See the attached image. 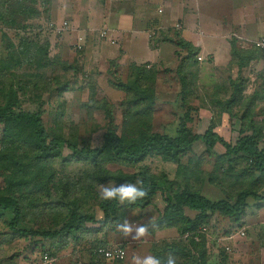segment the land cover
<instances>
[{"label":"rangeland","instance_id":"374dc122","mask_svg":"<svg viewBox=\"0 0 264 264\" xmlns=\"http://www.w3.org/2000/svg\"><path fill=\"white\" fill-rule=\"evenodd\" d=\"M201 2L204 1H198L200 6L198 12L193 13L197 21L202 19L203 15L210 16L211 13L204 14ZM159 5L157 0L121 3L122 9L131 13L135 29H143L138 25L142 23L143 17L157 16ZM13 10L16 14L19 11L17 16L19 19L12 23V19L7 17L5 22L0 23V103L9 83L12 82L14 89L18 91L23 110L30 112L41 110L44 126L51 134L58 133L79 147L101 146L103 133L111 127L103 110L104 107L111 113L113 126L118 134L122 126H125L140 127L151 133L172 137L175 135L176 128L185 113L181 107L184 93H182L180 77L177 73L180 59L185 56V51H179L175 47L179 53L173 56L172 53L175 50L173 46L159 44V48L155 47L158 48L155 52L147 54L144 38L129 44L128 53L132 58L151 60L152 63V59L161 58L165 65L154 62L159 69V74L152 85L145 86L150 91L148 97L144 98L138 109L128 111L125 105L128 97L112 86L116 81H127L128 63L123 65L114 63L112 66L109 61L104 60L103 53L106 54L103 52L104 39L99 37L103 30L113 28L109 16L116 10L114 2L109 3V0H22L18 8L13 6ZM214 15L216 18L213 21H217L213 25H222L221 18L227 17L228 12L219 11ZM14 17L16 18V15ZM123 21L122 25L126 24ZM64 23L66 29L63 28ZM183 23L185 25V22ZM175 26L176 24L170 26L171 30L174 31ZM166 27L169 28L168 25ZM222 27L227 28L228 25H222ZM171 34L161 36L160 39L164 37L173 39ZM79 38L82 39V47L77 50ZM115 38L118 39L114 40L115 44L120 43V38L122 43L129 41V36L122 35ZM49 59H55L56 62L52 64ZM199 59L197 55L184 64L189 106L198 109L191 114L194 129L196 133L203 134L205 129L213 123L214 132L225 136L228 142H234L241 128V117L249 116L253 127L258 126L255 122H258L264 114L261 106L263 100L258 95L253 97V93L248 94V83L243 75L237 72L230 77L233 79L230 84L225 79L218 85L217 91H209L198 81ZM67 66H76L78 69L74 72ZM110 68L111 71H116L115 74L108 73ZM262 85L263 82L261 85L257 84L256 90L261 91ZM62 86H66L64 89L66 91L58 89ZM240 87L242 92L238 95ZM232 97L235 98V103L227 106V102ZM149 102H152L151 107H147L146 103ZM1 130L2 126H0V136ZM222 130L226 134L229 131L232 134L224 135ZM129 133L131 134L132 131ZM2 152H4V145L0 142V156ZM69 155V150L64 149L62 155L64 158H55L43 163L39 174L38 170L30 168V171L37 175V181L35 180L37 185L31 183L29 170L16 172L15 175L6 171L0 173V197L14 199L20 206L22 226L34 231L53 229L59 221L56 222L59 218V209L65 211L73 207L93 215L98 221L103 219L97 207L98 186L91 185L85 178L86 166L64 160ZM16 157L17 161H29L20 152L16 153ZM229 158L224 155L219 145L215 147L213 153H207L204 145L197 143L193 150L181 157L178 162L164 160L161 156L152 153L136 169H121L128 174L145 170L154 179L169 180L174 189L186 184L192 189H201L202 195L207 199L217 201L222 199V193L232 196L246 189L250 184V179L243 174L246 167L245 161ZM118 168L108 166L110 170ZM65 196L68 199H61ZM251 203L253 202L250 201ZM55 204L57 205L54 206ZM162 209L163 203L157 196L149 206L143 209L123 207L115 216L116 218L104 227L86 225L74 237L60 238L53 242L36 238H15L7 228V224L12 219L11 211L0 210V264H35L42 252L46 251L55 259V264H75L76 262L132 264L129 257L124 263H111L98 259L94 250L101 246L106 249L117 248L123 244L128 249V253L132 252L130 250L132 245L122 243L121 239L126 238L116 229V223L124 219L130 223H143L149 219L156 222ZM249 210L255 212V208L251 207ZM185 215L189 219L195 217L194 213L187 210ZM249 217L253 218L254 215ZM258 218L252 221L245 219L244 238L239 239L236 232L232 234V237H238V239L234 238L235 245L231 246L229 243L235 250L232 254L237 255L233 257L235 259L232 260L233 264H258L257 256L264 252V240H262L264 213L262 212ZM206 227L213 231L212 242L210 241L213 252L212 255H208L209 264H221V250L225 251L226 259L230 254L228 253L230 250H226L228 247H225L227 244L218 242L223 237L221 235L223 228L228 227V224L215 219L211 220ZM164 230L167 232L165 234L169 235L168 241L158 239L157 233L163 230L150 229L149 235L134 241L133 251L142 246L136 251L140 254L139 256L143 257L141 254L143 252L144 255L151 253L154 256L156 252L165 254L166 248L175 244V250H178L174 255L176 264H191L200 249L193 248L191 253L190 239L186 238V234H181L178 227ZM144 240L145 244H141ZM210 242L207 243L205 251L209 250ZM260 244L261 247H259ZM239 257L246 258L242 260L238 259Z\"/></svg>","mask_w":264,"mask_h":264},{"label":"trees","instance_id":"16d2710c","mask_svg":"<svg viewBox=\"0 0 264 264\" xmlns=\"http://www.w3.org/2000/svg\"><path fill=\"white\" fill-rule=\"evenodd\" d=\"M21 3L22 0H0V23L5 22L7 17L12 19V23L16 19H19L17 18L19 11L16 14L13 6L18 8V5ZM15 15L16 18L14 17ZM173 37V39H167L166 37L160 39L161 36H159L152 41L155 43L170 42L179 51H185L186 53L184 57H181L180 65L177 69L182 93H184L181 107L185 113L181 117L173 137L151 133L140 129V127L127 128L125 126H122V130L118 134L113 126L111 113L104 107L103 110L111 127L107 128L103 133L101 146L98 148H92L88 145L79 147L72 141L64 139L58 133L51 134L44 126L41 110L35 112L23 110L18 98V91L14 89L12 82L9 83L7 90H5L6 94H3L4 97L0 103V126H2L0 142L4 145V152L0 156V173L6 171L15 175L16 172L30 171V168H33L36 171L38 170L39 174L40 169L43 168L41 167L43 163L55 158H64L62 155L65 149L69 150L70 155L64 160L66 162L71 160L86 166L85 178L91 185L98 186L109 182L119 185L124 182L136 183L137 181H142L143 187L148 193L146 197L138 199L135 203L125 202L124 204H120L115 200L102 201L98 198L97 207L103 216L101 221L96 220L93 215L84 212L78 207L68 208L65 211L59 209V218L56 219V222L59 221L53 229L35 231L22 226L21 208L14 199L0 197V210L11 211L12 213V219L7 224V228L12 236L20 239L36 238L37 240L49 242L60 238L74 237L86 225L106 226L109 221L116 218L115 216L123 207L135 210L143 209L149 206L155 197L159 196L163 203V209L160 215H158V220L155 222L158 227L152 230L178 227L181 234H186V238L190 239V247L192 249L190 252H193V248L194 250L200 249L198 252L196 251V256L191 264H207L208 251H205L207 249L205 247H207V239L213 231L206 226L211 223V220L216 219V221L221 220L226 222L228 227L223 228L221 235L224 238H229L234 232L246 229L245 218L247 217L249 208L252 207L258 210L264 207V143L262 142L264 137V120L260 117L259 121L255 122L258 126L253 127L249 116L245 115L241 117V128L237 132L234 142H226L214 132L213 123L208 126L203 134L196 133L191 114L198 109L189 106L186 95L188 83L187 76L184 74V64L198 55V49L184 42L179 38L178 34H174ZM179 51L176 52V55H178ZM240 53L233 46L232 57L238 58ZM248 54L249 59L252 58L250 57L251 54ZM49 60L52 64L56 62L55 59ZM110 65L114 66V63ZM67 68L73 69L74 72L78 69L76 66H67ZM128 69L129 76L127 81H116L112 86L128 97L125 105L129 111L130 109H138L144 98L148 97L150 91L145 86L152 85L159 72L156 65H130ZM115 72V70L111 71V68L108 70L109 74H115ZM65 88L66 86H62L58 89L66 91L64 90ZM241 89L240 87L238 95L241 94L239 93L242 92ZM256 95L264 101L262 89L261 91H254L253 97ZM234 103L235 98L232 97L226 105L232 106ZM146 104L148 105L147 107H151L152 102ZM131 131L132 133L130 134L129 132ZM197 143L204 145L205 152L207 153H213L215 147L219 145L223 149L224 155L230 157V160H244L246 167L243 174L247 176V179H250L249 186L232 196L222 193V199L211 201L202 195L199 188L192 189L184 184L174 189L172 182L169 180L162 178L154 179L145 170L128 174L121 169H136L152 153L161 156L164 160L178 162L181 157L191 152ZM17 152L27 157L26 160L29 161H17ZM108 166H117L119 168L117 170H110ZM33 175L31 172V183L37 185V175ZM6 181L8 182L9 180L6 179ZM61 199L68 198L65 196V198ZM250 201L253 203L250 204ZM185 210L194 212L196 214L195 217L189 219L185 215ZM202 228H206L205 233L201 232ZM195 238L198 239L197 242L194 240ZM99 248H103V246L96 248L94 253ZM175 251L178 250H175V244H173L166 248L165 254L156 252L154 256L163 259L170 252L175 255L177 253ZM220 257L221 264H226V255L223 249L221 250Z\"/></svg>","mask_w":264,"mask_h":264},{"label":"crops","instance_id":"0c3cea01","mask_svg":"<svg viewBox=\"0 0 264 264\" xmlns=\"http://www.w3.org/2000/svg\"><path fill=\"white\" fill-rule=\"evenodd\" d=\"M127 1L136 2V0H109V3L114 2V6L116 8V10L112 12L113 14L109 16L110 20L112 21L113 28L110 30H103L102 32H105L104 37H101L102 32L99 34V37L104 39L103 48L105 50H103V52H106V54L103 53L104 60L109 61V64L116 63L117 65H123V63H128L126 68H129L130 65H156L154 62L165 65L164 60L161 58L152 59L153 63L151 60H136L132 58L128 53L129 44L133 41H136L137 39L144 38V48H146L147 54L149 52H155V50H157L159 46L163 44H170L173 46V48H175L174 44L170 42H152L159 36L172 33V37L174 34H178L179 38H181L184 42L198 49V57L200 58V64H198V81L199 84H204V87L209 89V91H217L219 89L218 85H220V83L222 84L225 79H227V83L230 84L231 81H233V79L230 77H233L232 74L235 72L241 73L245 78L246 82L248 83L247 92L249 95L254 91H257V84H262L261 75L259 72L261 66V56L254 48L253 43L259 38L264 37V0H203L204 2H201V4L204 14L207 12L211 13L210 16L203 15L202 19H199V21H197V19L195 20L193 15L194 12H198L200 9L198 3L199 0H157V2L160 4L159 8L157 9V16L155 15L153 18H150V16L143 17V19H141L142 23L138 24L143 29H135L133 25L135 22H133L131 13H127L122 9L121 3ZM147 1L150 2V0H144V2ZM219 11L228 12L227 17L221 18L222 25H228L227 28L218 24L213 25L214 22L217 21H213V19L216 18L214 14L219 13ZM122 19H124V21ZM172 20H174V22ZM122 21L126 24L122 25ZM183 22H185V25ZM177 23L182 26L180 29L181 31L175 29L176 31L174 30V32L171 30L170 26H173V24ZM167 25L169 28L166 27ZM122 35L129 36V41L122 43L120 38L119 44L121 45L119 46V44H115L114 40H118L115 38V36L122 37ZM233 46L236 47V50L241 52L238 58L232 57ZM176 52L178 51L175 48L172 55L175 56ZM248 53L251 54L250 57L252 58L250 59L252 60L249 59ZM149 62L152 64H148ZM158 67L160 66L158 65ZM261 106L264 113L263 101ZM262 119L264 120V115L262 116ZM216 133L220 135V137H223L219 132ZM222 133H224V135L232 134L230 131L226 134V132H223V130ZM223 139L228 142V139H226L225 136ZM189 212L194 213L191 211ZM262 212L264 213V207L255 210V212L249 211L245 219L252 221L258 218ZM194 215L196 214L194 213ZM249 215H254V217L251 218ZM260 224L262 223L260 222ZM165 233H167L165 230L157 233L159 241H168L170 239L169 235ZM232 238L222 237L218 241H222L223 243L227 244L225 245V247H228L226 250H230L228 252L230 254H228V258L226 259V264H228V262L233 264V257L237 256L232 254V252L235 250L231 246L235 245L234 238L238 239V237L235 236ZM262 240H264V237ZM121 241L126 245L129 244L133 246L135 244L134 241L127 238H123ZM210 241L212 242L211 236L208 237L207 243ZM141 244H145V240L141 241ZM132 246L130 249L132 252L130 253H128V249H126L123 244L120 246L125 251V257L122 261L107 262L124 263L125 260H128V257L132 260L134 256L140 255L137 254L138 252L136 253V251L142 246L137 247L136 251H133ZM259 247H261V244ZM208 249L207 264H209L210 261V257L208 259V255H212L213 252L212 244ZM141 254L142 256H146L144 255V252ZM148 255L152 254L150 253ZM257 257L259 260L258 264H264V252L262 255ZM97 258L101 260L103 259L99 256H97ZM245 258L239 257L238 259L243 260Z\"/></svg>","mask_w":264,"mask_h":264},{"label":"clouds","instance_id":"9594fccd","mask_svg":"<svg viewBox=\"0 0 264 264\" xmlns=\"http://www.w3.org/2000/svg\"><path fill=\"white\" fill-rule=\"evenodd\" d=\"M139 185V186H138ZM99 199L102 201H118L120 204L135 203L138 199H143L147 196V190L143 187L142 181L136 183L124 182L116 185L109 182L107 185H98ZM158 225L149 219L143 223H130L127 219L116 223V229L125 238H130L132 241H139L150 233V229H156ZM107 255L111 256V253ZM132 264H176V257L170 252L166 258H160L153 255L134 256Z\"/></svg>","mask_w":264,"mask_h":264},{"label":"built area","instance_id":"2783aa9c","mask_svg":"<svg viewBox=\"0 0 264 264\" xmlns=\"http://www.w3.org/2000/svg\"><path fill=\"white\" fill-rule=\"evenodd\" d=\"M176 30H180V26L176 24ZM64 29H66V24L64 23ZM105 36V32H102L101 37ZM82 39L79 38L77 41V50H80V47H82ZM254 48L259 52L261 56V66H260V75H261V80L263 82V91H264V37L259 38L257 41L253 43ZM200 60V59H199ZM263 107H264V101H263ZM262 142L264 143V137L262 139ZM202 233L206 232V228L201 229ZM237 236L239 238H244L245 237V232L243 230H239L236 232ZM232 238V236H230ZM196 242L198 241L197 238L194 239ZM96 255L99 257H102L104 260L107 261H122L125 257V251L122 248H109V249H104V248H99L96 250ZM108 253H111V256L107 255ZM35 264H55V259L50 256L49 253L43 252L37 263ZM75 264H85L83 262H76Z\"/></svg>","mask_w":264,"mask_h":264}]
</instances>
